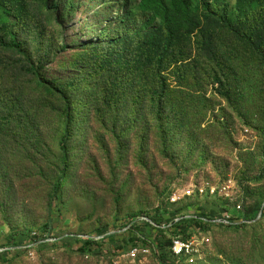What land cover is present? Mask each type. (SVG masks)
Returning a JSON list of instances; mask_svg holds the SVG:
<instances>
[{"label":"rangeland","instance_id":"obj_1","mask_svg":"<svg viewBox=\"0 0 264 264\" xmlns=\"http://www.w3.org/2000/svg\"><path fill=\"white\" fill-rule=\"evenodd\" d=\"M13 36L65 98L0 46V264H264V0H0Z\"/></svg>","mask_w":264,"mask_h":264},{"label":"trees","instance_id":"obj_2","mask_svg":"<svg viewBox=\"0 0 264 264\" xmlns=\"http://www.w3.org/2000/svg\"><path fill=\"white\" fill-rule=\"evenodd\" d=\"M181 1L185 5H188L189 4V0H181ZM0 46H3L5 48L11 49V50H14L17 54H19L26 61V65L22 67V70L26 74H30V75L34 76L36 78V80H37L38 85L43 89V91H45L46 94L51 95L53 93H57L61 97L65 98V94H64L63 89H61L60 87L54 86L51 81L46 80L44 77H42L38 73V68L34 67L32 64H28L29 63V56H28V54L24 50H22V48L20 47V42L18 41V39L16 37L13 36L11 38V41L8 42V43L4 42V40L0 37ZM57 188H59V186ZM156 215H158V216L156 218H154L153 220H151V221H152L153 224L157 225V227H158V225H161L162 224V220H161L158 212L156 213ZM198 221H201V220L195 221L194 222L195 223V226L198 227L200 230L204 229V224L202 222H198ZM138 226H145V227H147L146 232H147V235H149V236L143 235L144 237L142 236V239L141 238L138 239L137 238L138 231H139V230H137L138 229ZM178 226L179 225H174L172 227L175 236L176 235H179V234H181V233H183L185 231L184 230V231H181L180 232V229L178 228ZM133 231L136 232V233H134L136 235L134 236V234H133V237L130 238L131 239V242L142 241V242H144L145 244H147L150 247H153L154 245L155 246L159 245L158 246L159 249L160 250L162 249L163 245L160 243V240H157V235L160 232L158 228L152 227L148 223H144V224L139 223V225H136L135 227L132 226L130 228L129 232H133ZM109 238H111V237H109ZM109 238H107V239H109ZM171 239L168 241L167 246L162 249L163 252H164V254L167 255V256H169L170 254H171L170 256H173L172 251L169 252V248L172 249V247H173V241L171 242ZM95 245H96V243L93 242V241H86V240H84V241H82V248L79 249V253H82L85 250V248L94 247ZM166 250H168V251H166ZM174 257L175 256H173V258Z\"/></svg>","mask_w":264,"mask_h":264},{"label":"built area","instance_id":"obj_3","mask_svg":"<svg viewBox=\"0 0 264 264\" xmlns=\"http://www.w3.org/2000/svg\"><path fill=\"white\" fill-rule=\"evenodd\" d=\"M148 224H149V222H148ZM132 226H134V225L133 224H129L128 227H127V231H129ZM151 226H153V225H151ZM177 246H178L179 260H181V258L183 257V251H184V249H188V247H186V246H180V245H177ZM152 248H155V247L153 246ZM153 251H155V250L153 249ZM136 252H137V247L132 246L130 248V251H128L127 253H130V257H131Z\"/></svg>","mask_w":264,"mask_h":264}]
</instances>
